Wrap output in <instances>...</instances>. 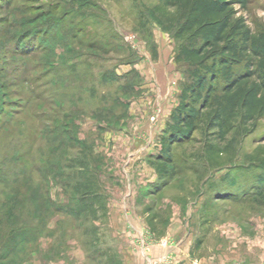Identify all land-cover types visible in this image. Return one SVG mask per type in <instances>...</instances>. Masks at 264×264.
<instances>
[{"label":"rangeland","instance_id":"374dc122","mask_svg":"<svg viewBox=\"0 0 264 264\" xmlns=\"http://www.w3.org/2000/svg\"><path fill=\"white\" fill-rule=\"evenodd\" d=\"M158 1L0 0V169L24 153L22 181L81 211L54 213L9 264H264V198L244 196L264 176L248 162L264 115L224 142L200 124L163 181L150 165L185 82L172 34L145 15ZM237 11L264 33V0ZM209 142L231 160L210 162Z\"/></svg>","mask_w":264,"mask_h":264},{"label":"trees","instance_id":"16d2710c","mask_svg":"<svg viewBox=\"0 0 264 264\" xmlns=\"http://www.w3.org/2000/svg\"><path fill=\"white\" fill-rule=\"evenodd\" d=\"M251 1L159 0L145 9L149 20L172 34L177 43L174 62L183 67L185 74L179 103L169 116L159 152L150 159L159 181L175 174L172 146L191 141L200 124L204 123L205 135L215 134L219 142H224L230 132L242 136L251 133L263 117L264 33H253L237 11V7L245 10ZM14 69L16 72V67L9 70ZM4 71L0 69L1 76ZM208 145L210 162L220 165L231 160L220 161L228 148L223 150L211 142ZM24 156H13L11 170L0 169V185L11 193L0 202V264H9L22 246L32 244L54 213L78 216L81 212L69 206L57 207L51 196L40 194L39 186L26 185L22 181L28 171ZM248 162L264 172V137L249 154ZM28 169L29 174L34 170L32 165ZM250 191L257 199L264 198V176L244 196H250ZM95 195L84 185L74 200L76 207L82 210ZM218 198L239 199L237 192L228 191ZM145 211L152 210L147 207ZM201 243L198 238L194 249L198 250Z\"/></svg>","mask_w":264,"mask_h":264}]
</instances>
